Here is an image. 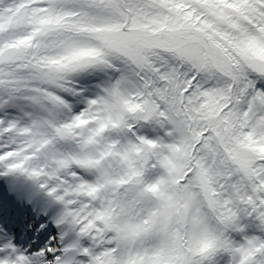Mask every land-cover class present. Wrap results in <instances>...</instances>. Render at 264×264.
Instances as JSON below:
<instances>
[{"label": "snow or ice", "instance_id": "obj_1", "mask_svg": "<svg viewBox=\"0 0 264 264\" xmlns=\"http://www.w3.org/2000/svg\"><path fill=\"white\" fill-rule=\"evenodd\" d=\"M0 166L65 227L0 264H264V0H0Z\"/></svg>", "mask_w": 264, "mask_h": 264}, {"label": "rangeland", "instance_id": "obj_2", "mask_svg": "<svg viewBox=\"0 0 264 264\" xmlns=\"http://www.w3.org/2000/svg\"><path fill=\"white\" fill-rule=\"evenodd\" d=\"M25 178V177H24ZM30 184H31V182L29 181V179H27V178H25ZM33 193H37V191H33ZM42 193H43V196H45V197H47V199L48 200H50L51 202H53L54 204H55V206L57 207V210H59V214H60V212H61V210H62V208H61V204H59L58 202H55L54 200H53V198L52 197H48L46 194H45V192L44 191H42ZM61 227H60V229H59V232H64L65 231V227L63 226V225H60ZM61 233L59 234V237H57L58 238V240H61ZM58 235V234H57Z\"/></svg>", "mask_w": 264, "mask_h": 264}, {"label": "bare ground", "instance_id": "obj_3", "mask_svg": "<svg viewBox=\"0 0 264 264\" xmlns=\"http://www.w3.org/2000/svg\"><path fill=\"white\" fill-rule=\"evenodd\" d=\"M13 180H11L10 182H9V180H3V179H0V182H3V183H5L6 185H9V186H15L16 185V182H12ZM2 186H4V185H2ZM41 218L42 219H44L45 218V216L44 215H41Z\"/></svg>", "mask_w": 264, "mask_h": 264}]
</instances>
